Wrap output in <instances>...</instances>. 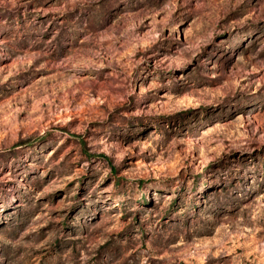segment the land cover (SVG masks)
Masks as SVG:
<instances>
[{"label": "rangeland", "instance_id": "374dc122", "mask_svg": "<svg viewBox=\"0 0 264 264\" xmlns=\"http://www.w3.org/2000/svg\"><path fill=\"white\" fill-rule=\"evenodd\" d=\"M0 264H264V0H0Z\"/></svg>", "mask_w": 264, "mask_h": 264}]
</instances>
